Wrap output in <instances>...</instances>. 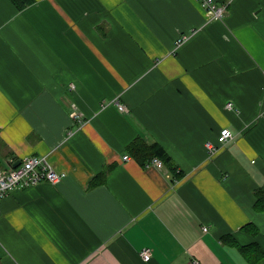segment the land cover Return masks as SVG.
Returning a JSON list of instances; mask_svg holds the SVG:
<instances>
[{
    "label": "crops",
    "instance_id": "0c3cea01",
    "mask_svg": "<svg viewBox=\"0 0 264 264\" xmlns=\"http://www.w3.org/2000/svg\"><path fill=\"white\" fill-rule=\"evenodd\" d=\"M214 1L220 20L199 0H0V168L65 174L1 200L0 264H247L223 235L264 249V0ZM138 137L181 176L134 160Z\"/></svg>",
    "mask_w": 264,
    "mask_h": 264
},
{
    "label": "built area",
    "instance_id": "2783aa9c",
    "mask_svg": "<svg viewBox=\"0 0 264 264\" xmlns=\"http://www.w3.org/2000/svg\"><path fill=\"white\" fill-rule=\"evenodd\" d=\"M201 5L206 9V11L212 16V19H222L225 17V12L228 3L217 4L214 0H199ZM186 37H180L176 41V46L180 45ZM74 88V85H71ZM119 111H124L125 107L114 101ZM101 106L106 107L107 104H102ZM228 110L233 109L232 103L228 102L225 105ZM71 118L74 121H80V115L74 111L71 114ZM234 139V135L229 129H222L218 135L217 143L215 145L211 142L205 144L206 151L208 153V158L214 157L222 146ZM131 157L129 155L123 156V160L128 161ZM146 166L160 168L163 166L162 162L154 158L150 160ZM65 178L64 173H59L55 171L51 165L46 161L43 156H31L20 161L16 168L11 167L8 170H2L0 168V202L14 189L26 188L29 186H34L39 183H50L58 184ZM204 232L207 231L206 227L202 229ZM140 257L143 261L148 262L151 258V249L145 248L140 251ZM188 264H201L198 260L193 259Z\"/></svg>",
    "mask_w": 264,
    "mask_h": 264
},
{
    "label": "trees",
    "instance_id": "16d2710c",
    "mask_svg": "<svg viewBox=\"0 0 264 264\" xmlns=\"http://www.w3.org/2000/svg\"><path fill=\"white\" fill-rule=\"evenodd\" d=\"M16 10L21 11L24 8L32 5L34 0H9ZM128 153L136 160L140 165H146L150 160L157 158L163 166H165L168 172L175 177L181 176L180 171L173 165L171 157L168 153L156 142L148 144L142 138H135L128 146ZM101 177V176H100ZM101 183L100 179L94 178L89 183L90 188L97 186ZM254 210L256 212L264 213V192L262 190L255 191ZM247 234L255 237L259 234V229L254 223H248L241 228ZM221 242L230 245L237 249L239 254L243 257L247 264H259L264 258V249L256 241H251L246 244H240L234 236L223 235Z\"/></svg>",
    "mask_w": 264,
    "mask_h": 264
},
{
    "label": "water",
    "instance_id": "95a60500",
    "mask_svg": "<svg viewBox=\"0 0 264 264\" xmlns=\"http://www.w3.org/2000/svg\"><path fill=\"white\" fill-rule=\"evenodd\" d=\"M19 163H20V161L15 162L12 167L16 168L19 165Z\"/></svg>",
    "mask_w": 264,
    "mask_h": 264
},
{
    "label": "rangeland",
    "instance_id": "374dc122",
    "mask_svg": "<svg viewBox=\"0 0 264 264\" xmlns=\"http://www.w3.org/2000/svg\"><path fill=\"white\" fill-rule=\"evenodd\" d=\"M259 264H264V258L262 259V261H261V262H259Z\"/></svg>",
    "mask_w": 264,
    "mask_h": 264
}]
</instances>
